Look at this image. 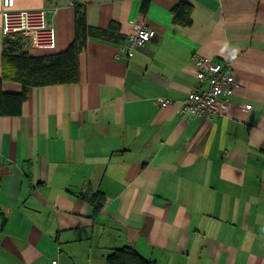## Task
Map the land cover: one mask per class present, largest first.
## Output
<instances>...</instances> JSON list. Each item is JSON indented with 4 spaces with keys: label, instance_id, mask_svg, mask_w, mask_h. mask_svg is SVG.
<instances>
[{
    "label": "crops",
    "instance_id": "crops-1",
    "mask_svg": "<svg viewBox=\"0 0 264 264\" xmlns=\"http://www.w3.org/2000/svg\"><path fill=\"white\" fill-rule=\"evenodd\" d=\"M15 2L56 8V42L3 34L0 14V75L4 38L30 57L60 53L75 6L90 31L77 81L28 86L20 113L0 115V264H108L123 246L154 264H264V0ZM181 2L188 23L174 19ZM137 18L155 35L118 56ZM196 54L237 80L212 120L180 112L204 86ZM97 191L94 210L81 193Z\"/></svg>",
    "mask_w": 264,
    "mask_h": 264
},
{
    "label": "built area",
    "instance_id": "built-area-1",
    "mask_svg": "<svg viewBox=\"0 0 264 264\" xmlns=\"http://www.w3.org/2000/svg\"><path fill=\"white\" fill-rule=\"evenodd\" d=\"M56 8L35 7L18 8L15 0H1V32L3 34H21L26 37L32 47L53 48L56 42L55 27L48 14ZM155 35L153 28L141 18L134 19L132 31L117 49V55H128L135 46L143 45ZM195 77L204 86L190 90L180 100V112L199 119H214L220 113L223 104L221 95L230 93L237 80L232 74L231 64L227 61L215 60L200 54L193 57ZM159 106L165 107L173 103L172 99L156 97ZM56 264V260H51Z\"/></svg>",
    "mask_w": 264,
    "mask_h": 264
},
{
    "label": "trees",
    "instance_id": "trees-1",
    "mask_svg": "<svg viewBox=\"0 0 264 264\" xmlns=\"http://www.w3.org/2000/svg\"><path fill=\"white\" fill-rule=\"evenodd\" d=\"M149 0H142L143 8ZM190 5L181 2L172 7L175 21L189 22ZM117 26L109 24L108 28L101 29V34H110ZM90 27L86 24L84 10L74 7V38L67 48L57 54L49 56L30 57L24 51H17V40L4 38L3 40V68L2 79L8 78L21 84L17 92H4L0 86V115H17L21 110V102L25 98L28 86L46 84H60L75 82L79 78V55L85 46ZM81 197L97 210L102 205L100 192L81 193ZM108 264H154L153 261L139 255L134 248L123 246L113 249L106 257Z\"/></svg>",
    "mask_w": 264,
    "mask_h": 264
}]
</instances>
